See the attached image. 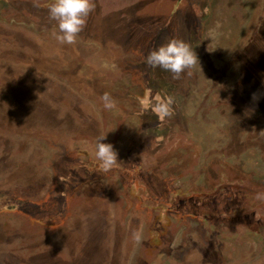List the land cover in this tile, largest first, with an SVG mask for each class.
I'll return each instance as SVG.
<instances>
[{
  "label": "rangeland",
  "instance_id": "374dc122",
  "mask_svg": "<svg viewBox=\"0 0 264 264\" xmlns=\"http://www.w3.org/2000/svg\"><path fill=\"white\" fill-rule=\"evenodd\" d=\"M92 2L60 45L53 0H0V264H264V0Z\"/></svg>",
  "mask_w": 264,
  "mask_h": 264
},
{
  "label": "clouds",
  "instance_id": "9594fccd",
  "mask_svg": "<svg viewBox=\"0 0 264 264\" xmlns=\"http://www.w3.org/2000/svg\"><path fill=\"white\" fill-rule=\"evenodd\" d=\"M93 9L92 0H53L48 7V16L57 22L58 32L54 33L55 40L60 45L75 44ZM197 62L199 59L194 48L178 38L171 39L153 49L146 57L147 65L152 68H161L173 74L174 78H179L182 73L194 68ZM101 99L105 110L116 108V101L110 94L105 93ZM156 111L161 117L171 115L168 103L159 104ZM107 133H101L96 137L95 157L103 172L110 171L118 162V153L114 146L104 142ZM255 198L264 201V192H258ZM133 238L139 242L141 233H133Z\"/></svg>",
  "mask_w": 264,
  "mask_h": 264
},
{
  "label": "trees",
  "instance_id": "16d2710c",
  "mask_svg": "<svg viewBox=\"0 0 264 264\" xmlns=\"http://www.w3.org/2000/svg\"><path fill=\"white\" fill-rule=\"evenodd\" d=\"M159 92H161V94H162L164 91H163V89H162V90L158 89V93H159ZM158 93H157V94H158ZM164 93H165V92H164ZM160 96H161V95H160ZM166 99H168V98H166ZM11 209H13V208H11Z\"/></svg>",
  "mask_w": 264,
  "mask_h": 264
}]
</instances>
